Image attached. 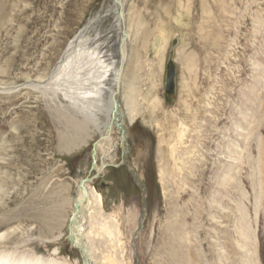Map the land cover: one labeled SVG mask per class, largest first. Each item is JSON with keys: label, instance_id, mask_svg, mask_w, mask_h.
<instances>
[{"label": "rangeland", "instance_id": "rangeland-1", "mask_svg": "<svg viewBox=\"0 0 264 264\" xmlns=\"http://www.w3.org/2000/svg\"><path fill=\"white\" fill-rule=\"evenodd\" d=\"M21 1L27 4L21 14L11 12L13 3L21 8L19 0L8 1L14 22L0 30V62L14 59L11 75L0 80H17L18 88L26 82L18 79L21 72L48 73L68 42L103 6L111 8L108 0ZM131 7L150 31L133 60L138 85L159 104L143 102L141 116L128 122L129 153L113 152L117 166L99 176L92 168L98 135L79 149H62L66 123L47 100L29 90L0 94V141L10 145L9 155L0 152L7 158L0 166L11 177L1 230L20 228L0 249L21 245V252L48 259L58 248L59 258L83 264L67 222L79 182L90 177L103 197L97 219L119 231L110 237L102 227L91 229L97 264H108L109 255L119 264H180V258L184 264H264V0H127V15ZM159 28L167 36L162 52ZM170 60L177 71L174 96L165 90ZM13 124L22 126L18 133ZM64 184L71 203L59 212L55 192ZM243 212L251 233L245 245L238 225Z\"/></svg>", "mask_w": 264, "mask_h": 264}, {"label": "bare ground", "instance_id": "bare-ground-1", "mask_svg": "<svg viewBox=\"0 0 264 264\" xmlns=\"http://www.w3.org/2000/svg\"><path fill=\"white\" fill-rule=\"evenodd\" d=\"M8 1L9 0H0V30L4 28V30L7 31V27L9 29L14 22L10 17V13H8ZM119 1L123 7V20L112 11V7L103 6L98 12L97 17L89 21L85 28L76 34L73 40L68 42L66 50L61 55L58 63L56 66L53 65L48 73L38 74L34 78L25 71V73L21 72V76H19L18 79L21 77L26 81L21 85V88H18L17 80L12 82L0 80V94H3L4 97L17 95L20 90H29L35 94L37 98L45 99L49 104H52V113L56 114L58 120L63 118L65 122L62 123H66V125L64 124L65 129L59 136L62 149L68 152H71L75 148L79 149L88 144L93 136L98 135L99 140L95 143L91 155L92 167L96 170L97 176L102 174L107 166L118 165L115 163V154L113 152L119 147L121 151H124V156H128L131 131L127 124L128 122L132 124L141 116L143 102L148 103L151 101V104H159L157 97L152 100L148 94V96L143 95L141 92L138 85L140 77L137 76V72L140 71V69L139 66H136L137 64L135 65V61H133L135 58L137 59L139 57L137 56V48H140L142 42H146L150 31L144 32L146 25L138 12L139 9L136 10L135 7H131L132 9L131 11H127V13L129 12L127 15L125 9L127 0ZM24 2L19 0L21 8H18L17 3H13L11 12L16 13L17 9H20V14L24 13L27 8V4ZM22 5H24V7ZM6 23L7 26L5 25ZM160 23L161 22H159V25ZM104 28H106L105 31H103ZM120 29L123 30L125 36L122 35ZM159 30L161 39L159 51L162 52L163 48H165L164 44L167 36L163 28H159ZM20 32L21 35L24 34V24H21ZM9 33L10 30H8V34ZM20 42V38H16L15 47H17ZM145 42L143 43L144 45ZM130 45H132L131 50L129 49ZM57 47L59 48V45ZM54 48L55 46L52 49L54 50ZM6 59L4 62H0L1 76H7L12 71L14 59L9 58L7 61ZM186 64H190L188 68L192 67L191 57ZM31 92L29 93L31 94ZM119 95L122 97V100L119 98ZM114 99L117 100L124 118L123 126L126 128V133L123 138L121 136V131L116 128V122L113 121L112 118ZM21 127L13 124L12 129L15 133H18ZM118 132L119 135L117 136ZM182 136L183 132L181 134V137ZM8 144L9 143L5 144L0 141V152H5L6 155H9L10 145ZM101 153L104 160L98 163ZM231 153L230 151L229 155ZM5 159L7 158H0V162L1 160L5 162ZM105 159H109V162H106ZM132 169L137 176V167L133 166ZM165 172L168 173L167 171ZM9 179H11L10 174L4 167L0 166V208L3 207L5 203V197L7 195L5 183ZM84 180H81L78 184L77 196L74 199V203L72 202L73 212L68 219L67 227L70 232L72 246L79 249L82 253L84 259L83 264H97V258H95L94 255L97 248L93 240H91V235L93 233L91 229L96 228V226L99 228L102 227L103 233L110 237H114L115 233H119V231L115 225L106 224L101 222L102 220L99 221V219H97L96 216H99L103 211V197L90 185V178L87 180L88 184H83L85 188L83 189L81 183ZM68 189V184H64L58 188V192H55L58 193L60 197L58 205L59 212L65 210L66 206L69 205L71 198L68 196ZM75 207H77V209ZM237 212L239 213V211ZM243 218L244 212L240 218L241 221L239 220L241 223L238 225H240V238L245 245L246 241L251 240V233L250 227L243 223L247 218ZM2 221L3 219L0 217V244H4L8 238L15 235L20 230V228H9L7 231H2ZM57 221L61 222L58 226L59 229L62 227L63 222L61 219ZM56 224L58 223L56 222ZM53 228L51 225L50 229ZM55 238L58 239V237ZM244 245H242L243 248ZM20 247L21 245H18L13 250L0 249V264H71L69 260L59 258L60 251L58 248L52 250L48 259H43L35 253L21 252ZM122 248L123 247H121V249ZM180 259L181 261L179 263L184 264L186 259ZM106 261L108 264H119L116 255H109Z\"/></svg>", "mask_w": 264, "mask_h": 264}, {"label": "water", "instance_id": "water-1", "mask_svg": "<svg viewBox=\"0 0 264 264\" xmlns=\"http://www.w3.org/2000/svg\"><path fill=\"white\" fill-rule=\"evenodd\" d=\"M108 1L110 2V5L113 9L112 11L115 12V14L118 15L121 20H123V17H122L123 7H122L121 2L119 0H108ZM120 32L122 33V35H124L123 30H121ZM176 74H177V71H176L175 64L173 63L172 60H170L168 66H167V75H166V84H165V90H166V93L168 96H174L176 94ZM112 118H113V121L116 122V124H115L116 128L119 131H121V136L123 138L125 136V133H126V128L123 126V119L124 118H123V115L120 111V106H119L116 99H114V109H113V113H112ZM122 155L124 156L123 150H122ZM92 168L94 169V167H92ZM131 174L134 176L136 184L140 187V189L143 193V203H144V206H146L145 186L138 178H136V173H131ZM90 179L92 181L94 178H90ZM87 180H88V178H86V180L82 181V183H81V187L83 189H85L83 184L87 183L88 182ZM75 208L77 209V207H75Z\"/></svg>", "mask_w": 264, "mask_h": 264}]
</instances>
